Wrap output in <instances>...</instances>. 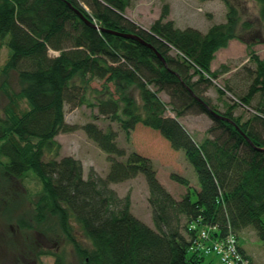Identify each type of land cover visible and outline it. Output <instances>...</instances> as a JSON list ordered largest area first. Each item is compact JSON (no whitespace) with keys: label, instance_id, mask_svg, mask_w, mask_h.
Listing matches in <instances>:
<instances>
[{"label":"trees","instance_id":"16d2710c","mask_svg":"<svg viewBox=\"0 0 264 264\" xmlns=\"http://www.w3.org/2000/svg\"><path fill=\"white\" fill-rule=\"evenodd\" d=\"M254 2L264 23V0ZM130 3L0 0V38L10 51L0 72L16 74L21 86L8 95L0 117V169L15 179L34 174L42 186L34 218L40 224L55 218L80 264H211L195 246L203 230L220 239L232 232L238 239L251 228L264 242V152L257 150L264 149V59L250 54L255 70L244 68L250 84L238 101L255 112L250 120L234 118L233 106L219 114L230 121L217 119L208 109L217 110L201 97L218 78L211 70L216 53L236 37V9L230 7L226 22L205 34L164 22L167 13L146 31L124 17ZM243 27L251 28L249 23ZM95 82L100 87H92ZM226 91L232 88L218 89L220 95ZM66 104L97 108L127 134L137 125L158 132L174 150L184 151L200 190L194 192L187 179L173 174L172 180L187 190L181 200L174 199L151 160L135 152L126 156L117 132L93 122L80 129L107 154L110 170L106 178L91 171L84 179L80 161L57 160L60 146L54 138L77 130L65 123ZM168 107L174 117L167 116ZM189 114L211 117L213 139L197 143L187 133L178 119ZM138 175L149 188L154 229L131 214L128 198L120 199L110 188ZM238 251L252 264L239 242ZM54 264L66 263L55 255Z\"/></svg>","mask_w":264,"mask_h":264},{"label":"rangeland","instance_id":"374dc122","mask_svg":"<svg viewBox=\"0 0 264 264\" xmlns=\"http://www.w3.org/2000/svg\"><path fill=\"white\" fill-rule=\"evenodd\" d=\"M230 7L235 8L237 12L236 37L226 48L216 53L211 70L218 73V78L201 97L215 108L218 114H224L233 106L232 116L246 122L255 112L239 105L238 98L246 94L250 84L244 68L255 70L250 54L264 59V23L260 20L259 6L254 0H131L124 16L138 27L149 31L152 24L167 13L163 18L164 22L171 21L175 28L180 30L192 28L205 34L211 26L226 22ZM244 23H249L251 28L244 29ZM245 44L253 45L247 48ZM50 54L52 57L57 56L56 52ZM9 55L6 39L0 38V71ZM172 55L175 53L172 52ZM4 81L7 82L6 88L3 87ZM100 85L101 83L95 82L92 87ZM227 85L232 91L220 95L218 89H224ZM20 89L16 74L11 73L5 77L0 72V117H4L8 95L19 92ZM159 98L165 103L169 102V97L164 93H160ZM17 103L21 109L26 108L24 100L19 99ZM64 111L65 123L76 126L77 130L61 133L54 138L55 143L60 146L57 160L73 157L80 161L84 179L89 177L91 171L101 178H106L110 170L107 154L80 129L93 122L102 130L112 129L117 132L118 146L124 150L126 156L135 152L151 160L158 181L174 199L181 200L187 190L172 180L173 174L187 179L194 192L200 190L197 173L186 160L184 151L174 150L158 132L137 125L127 134L117 123L99 115L97 108L86 105L73 108L66 104ZM167 116L174 117L169 107ZM178 121L197 143L213 139L209 130L214 124L207 114H189ZM53 152L57 150L54 149ZM51 156L55 157L54 153ZM110 188L120 199H129L131 214L150 228H155L148 202L149 188L143 175L112 184ZM41 192L42 186L33 173L29 172L22 179H15L0 169V264H54L55 255L61 256L66 264H80L74 246L62 233L57 220L48 217L40 224L34 218V207ZM193 195L192 200H195ZM74 228L78 230L77 226ZM77 236L82 244L87 245L79 233ZM237 242L250 255L252 264H264V242L259 240L253 229L248 228L239 233ZM205 262L220 264L214 255H206Z\"/></svg>","mask_w":264,"mask_h":264},{"label":"built area","instance_id":"2783aa9c","mask_svg":"<svg viewBox=\"0 0 264 264\" xmlns=\"http://www.w3.org/2000/svg\"><path fill=\"white\" fill-rule=\"evenodd\" d=\"M195 246L205 256L214 255L220 264H249L238 251V242L232 232L220 239L215 235L212 237L208 230H203Z\"/></svg>","mask_w":264,"mask_h":264},{"label":"water","instance_id":"95a60500","mask_svg":"<svg viewBox=\"0 0 264 264\" xmlns=\"http://www.w3.org/2000/svg\"><path fill=\"white\" fill-rule=\"evenodd\" d=\"M68 4V3H67ZM68 6L71 8V6H70V4H68ZM79 14V13H78ZM79 16H80V18L82 19V20H84L87 24H92V23H90L87 19H85L84 17H82L80 14H79ZM94 26V25H93ZM95 27V26H94ZM111 33H113V32H111ZM115 34H117V35H119V36H121V37H123V38H126V39H135V40H139V41H141L142 42V40L139 38V37H137V36H133V35H129V34H118V33H115ZM149 48H151L153 51H154V53L156 54V56L165 64V60H164V58L152 47V46H150V45H147ZM192 93V92H191ZM208 111L215 117V118H217V119H222V120H226V121H230L229 119H227V118H224V117H222V116H220L219 114H217V113H215V112H213V111H210L209 109H208ZM243 136L245 137V139L247 140V142L248 143H250L251 145H252V143H251V141L243 134ZM257 150H259V151H261V152H264V149H261V148H257Z\"/></svg>","mask_w":264,"mask_h":264},{"label":"bare ground","instance_id":"6f19581e","mask_svg":"<svg viewBox=\"0 0 264 264\" xmlns=\"http://www.w3.org/2000/svg\"><path fill=\"white\" fill-rule=\"evenodd\" d=\"M125 17V16H124ZM95 27H96V25H95ZM97 28V27H96Z\"/></svg>","mask_w":264,"mask_h":264}]
</instances>
